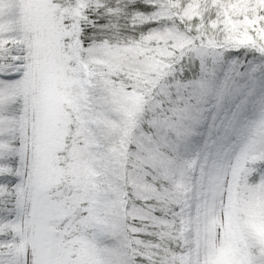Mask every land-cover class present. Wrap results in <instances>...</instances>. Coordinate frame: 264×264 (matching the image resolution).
Returning <instances> with one entry per match:
<instances>
[{
	"label": "snow or ice",
	"instance_id": "obj_1",
	"mask_svg": "<svg viewBox=\"0 0 264 264\" xmlns=\"http://www.w3.org/2000/svg\"><path fill=\"white\" fill-rule=\"evenodd\" d=\"M0 264H264V0H0Z\"/></svg>",
	"mask_w": 264,
	"mask_h": 264
}]
</instances>
